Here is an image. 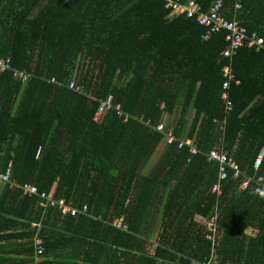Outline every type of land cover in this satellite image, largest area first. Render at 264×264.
Wrapping results in <instances>:
<instances>
[{
  "label": "trees",
  "instance_id": "trees-1",
  "mask_svg": "<svg viewBox=\"0 0 264 264\" xmlns=\"http://www.w3.org/2000/svg\"><path fill=\"white\" fill-rule=\"evenodd\" d=\"M195 1L206 12L215 0ZM241 1L235 18L264 41V0ZM234 2L223 0L227 20ZM204 31L185 15L172 18L163 0H0V60L29 75L21 83L0 69V176L10 170L16 185L88 208L76 217L44 212L36 197L7 183L0 232L17 220L23 232L2 238H26L33 254L38 233L45 255L56 240L49 222L63 218L73 238L87 239L83 264H264V196L255 191L264 186V160L255 170L264 151V44L257 51L246 43L224 58L226 32L203 40ZM225 65L234 75L228 113ZM109 97L112 109L95 121ZM160 125L193 140L200 154L166 146L144 175L164 143ZM213 150L240 172H228L219 196L211 192L217 166L206 158ZM159 214L153 239L147 218Z\"/></svg>",
  "mask_w": 264,
  "mask_h": 264
},
{
  "label": "built area",
  "instance_id": "built-area-1",
  "mask_svg": "<svg viewBox=\"0 0 264 264\" xmlns=\"http://www.w3.org/2000/svg\"><path fill=\"white\" fill-rule=\"evenodd\" d=\"M165 2V9L170 11L172 18L177 17H185L187 19L195 20V22L205 29L204 34L202 35L203 40H207L210 38L212 34L217 33L220 30H224L226 32L225 41L226 46L221 52V56L224 58H231L238 49L244 47L246 43L250 48H254L259 51L263 48L264 41L262 38L258 37L256 34L253 36H248V31L246 27L240 24V22L235 18V15L243 9V1L235 0L232 11L234 13V18L232 20H227L223 17L224 13V5L223 0H215L208 11L203 12L200 5L195 0H189L188 2H184L183 0H163ZM9 59H1L0 60V69L1 71L12 70L10 67ZM13 71V70H12ZM13 76L16 77L21 83H25L29 77L27 73L24 71L18 72L13 71ZM223 83H222V94L221 99L224 101L226 112H230L231 103L228 101L227 91L229 89V85L234 81V75L232 73L230 65H225L222 69ZM51 83H55L54 79L51 80ZM238 84V82H235ZM69 88H74V83H69ZM78 90V88H76ZM112 97H109L106 101L102 102L100 111L96 114L95 121L100 120L103 115L109 112L112 109ZM115 110L119 117L123 116L121 111V107L118 105L115 107ZM165 127L160 125L157 129L158 132L164 135V143L166 146H174L176 145L179 150L188 149L190 151L191 156H197L200 154V151L197 148V145L193 140L184 138L177 139L174 136V131L169 130V132L165 131ZM41 149L39 148L36 154V159L38 158ZM207 162L211 164H215L217 166V182L212 185L211 192L216 196L221 194V182L225 181L228 177V172L233 173V177L237 178L240 174L238 166L231 160L226 157L224 153L221 151H210L206 155ZM264 160V151L258 156L255 163V170L257 171L261 166ZM0 181L7 184L11 183L10 187H17L21 190L22 195L27 197H36L38 201V208L42 209L44 212L47 209H53L61 213V215H71L76 217L78 215H86L88 208L87 205L84 204L81 208L75 207L73 204L67 203L64 198H55L52 193L40 191L33 184H23L16 185L14 182L10 181V170L7 173L2 174L0 176ZM262 181V178L259 179V182ZM248 187V183L244 182L239 187L241 190H245ZM258 192L259 196H264V186L259 187L255 190ZM113 225L118 227L121 226V222L116 219L113 222ZM208 230H213L215 225V218L208 220L206 223ZM32 228L38 229L39 224H32ZM124 230H127V226L124 225L122 227ZM33 255L35 259V264H41L44 259V241L35 233L33 240Z\"/></svg>",
  "mask_w": 264,
  "mask_h": 264
},
{
  "label": "crops",
  "instance_id": "crops-1",
  "mask_svg": "<svg viewBox=\"0 0 264 264\" xmlns=\"http://www.w3.org/2000/svg\"><path fill=\"white\" fill-rule=\"evenodd\" d=\"M166 145L162 143L160 148L157 150L156 154L153 156L152 160L148 163L145 170L143 171L144 175H148L152 170L156 167L160 159L165 153ZM5 183L0 182V196L4 189ZM158 208L159 206H155L152 208ZM33 216V215H32ZM63 218L61 220L51 219L49 222V230L47 231L51 233V236L56 237V240L53 241L52 245L46 250L47 252L44 255L43 264H83L81 262V258H83V254H86L88 249L86 246L85 238L84 241L76 240L77 238H73L74 228L69 227L67 223L63 222ZM22 220H17L14 222V228L6 230L4 232H0V264H35L34 255L30 254V246H26V244L30 243L26 238L22 239H5L2 237H6L7 235H16L21 234L23 232L22 227L17 225L16 223H21ZM162 218L161 214L147 218V229L148 235H152L153 239H156L161 232ZM150 226L155 227L153 230L155 232L152 234L149 229ZM67 231L65 237L61 236V234ZM82 233L88 234L89 232L85 229L81 230ZM84 237H87L84 236ZM97 261H104V258H99L97 256Z\"/></svg>",
  "mask_w": 264,
  "mask_h": 264
},
{
  "label": "rangeland",
  "instance_id": "rangeland-1",
  "mask_svg": "<svg viewBox=\"0 0 264 264\" xmlns=\"http://www.w3.org/2000/svg\"><path fill=\"white\" fill-rule=\"evenodd\" d=\"M199 220V219H198ZM215 224H216V222H215ZM210 238V237H209Z\"/></svg>",
  "mask_w": 264,
  "mask_h": 264
},
{
  "label": "clouds",
  "instance_id": "clouds-1",
  "mask_svg": "<svg viewBox=\"0 0 264 264\" xmlns=\"http://www.w3.org/2000/svg\"><path fill=\"white\" fill-rule=\"evenodd\" d=\"M3 72V71H2ZM3 183V182H2Z\"/></svg>",
  "mask_w": 264,
  "mask_h": 264
}]
</instances>
